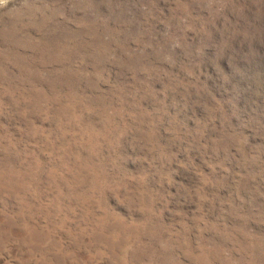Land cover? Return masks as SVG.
<instances>
[{
    "label": "rangeland",
    "instance_id": "374dc122",
    "mask_svg": "<svg viewBox=\"0 0 264 264\" xmlns=\"http://www.w3.org/2000/svg\"><path fill=\"white\" fill-rule=\"evenodd\" d=\"M0 264H264V0H0Z\"/></svg>",
    "mask_w": 264,
    "mask_h": 264
}]
</instances>
